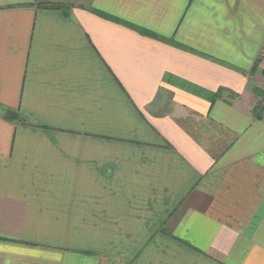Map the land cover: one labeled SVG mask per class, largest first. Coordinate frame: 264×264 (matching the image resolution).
<instances>
[{
  "label": "crops",
  "instance_id": "crops-1",
  "mask_svg": "<svg viewBox=\"0 0 264 264\" xmlns=\"http://www.w3.org/2000/svg\"><path fill=\"white\" fill-rule=\"evenodd\" d=\"M263 70L264 0H0V264H264Z\"/></svg>",
  "mask_w": 264,
  "mask_h": 264
},
{
  "label": "trees",
  "instance_id": "trees-1",
  "mask_svg": "<svg viewBox=\"0 0 264 264\" xmlns=\"http://www.w3.org/2000/svg\"><path fill=\"white\" fill-rule=\"evenodd\" d=\"M56 7H59V8H65V6H61V5H57ZM100 14H101L102 16L108 18V19H111V20H117V19H114V18H112V17H110V16H107L106 14H102V13H100ZM125 25H127V26H129V27H131V28H133V29H135V30H137L139 33H141V34H143V35H147V36H149V37L156 38V39L161 40V41H167V42L170 43V44L178 45L176 42H174V41L171 40V39H168V40H167V39H165V38H162V37H160V36H158V35H156V34H154V33H152V32H149V31H147V30H144V29H142V28L135 27V26H132V25H130V24H125ZM260 61H261V56H259V57L254 61V64H253V66H252V68H251V70H250L251 73L256 72L257 67H258ZM220 92H221V91L219 90V93H220ZM254 94H255V96L257 97V102H258L259 104L257 103V104H255V106L253 107V109H252V115H253V118H255V119H257V120H260V119H262V117H263V115H264V104H261V103L264 101V90H263V89H260V88H256V89L254 90ZM0 111H1V113H2V115H3V117H4L5 119H8V120H10V121H21V118H20V116L17 114V112H14V111H11V110H7V109H3V110L0 109Z\"/></svg>",
  "mask_w": 264,
  "mask_h": 264
},
{
  "label": "rangeland",
  "instance_id": "rangeland-1",
  "mask_svg": "<svg viewBox=\"0 0 264 264\" xmlns=\"http://www.w3.org/2000/svg\"><path fill=\"white\" fill-rule=\"evenodd\" d=\"M259 73L261 74V76L263 77V79H264V70L263 71H259ZM258 102H256L255 104H257ZM259 104V103H258ZM261 104H264V101L261 103ZM255 106V105H254Z\"/></svg>",
  "mask_w": 264,
  "mask_h": 264
}]
</instances>
